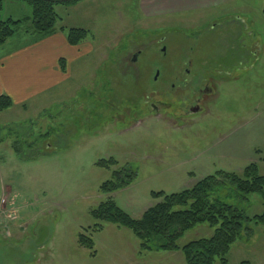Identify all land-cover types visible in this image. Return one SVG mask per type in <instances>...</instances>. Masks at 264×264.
I'll use <instances>...</instances> for the list:
<instances>
[{
	"label": "rangeland",
	"instance_id": "1",
	"mask_svg": "<svg viewBox=\"0 0 264 264\" xmlns=\"http://www.w3.org/2000/svg\"><path fill=\"white\" fill-rule=\"evenodd\" d=\"M245 1L161 16H147L138 0L56 8L65 25L90 34L67 80L0 114V204L8 194L10 211L0 214V264H186L181 250L141 249L127 227L94 230L91 210L109 197L100 186L112 177L99 161L113 157L137 172L112 194L137 219L160 201L154 191L179 192L254 162L264 174V0ZM189 62L216 90L206 114L178 126L150 109L170 100ZM226 200L249 217L264 213L259 193ZM246 226L230 263L264 264V223ZM81 232L94 248L79 243ZM213 234L201 223L179 244Z\"/></svg>",
	"mask_w": 264,
	"mask_h": 264
},
{
	"label": "trees",
	"instance_id": "2",
	"mask_svg": "<svg viewBox=\"0 0 264 264\" xmlns=\"http://www.w3.org/2000/svg\"><path fill=\"white\" fill-rule=\"evenodd\" d=\"M7 1L28 5L31 8L28 21L31 30L40 35H49L57 29L62 20L56 6H74L84 0H0V46L7 43L23 23V20L4 19V5ZM66 30L69 44L77 47L81 46L90 34L87 29L81 27ZM60 66L63 71L67 70L65 58H61ZM13 105L9 95H0V114ZM15 150L20 152L19 146H15ZM118 164L119 161L113 157L99 161L100 166L112 172V177L100 186L101 192L109 197L91 210L95 221L94 230L102 229L103 223L108 222L127 227L140 239L141 249L181 250L186 264H216L217 260L219 264H231L228 254L242 233L245 230L250 231L246 224L250 221L264 223V213L249 217L243 209L226 200L254 193H259L264 200V174L255 162L250 163L241 172L219 170L179 192L167 194L154 191L152 195L160 201L149 207L139 219L126 212L112 197L113 193L129 186L137 178V172L131 167H119ZM201 223L213 227L214 234L180 245L179 240L184 234ZM79 243L94 248L92 236L85 232L80 233Z\"/></svg>",
	"mask_w": 264,
	"mask_h": 264
},
{
	"label": "crops",
	"instance_id": "3",
	"mask_svg": "<svg viewBox=\"0 0 264 264\" xmlns=\"http://www.w3.org/2000/svg\"><path fill=\"white\" fill-rule=\"evenodd\" d=\"M233 1L139 0L141 9L147 16L196 12L224 6ZM240 1L244 5L249 3V1L245 0ZM80 4L81 2L67 7L74 8ZM59 7H66V5L58 4L56 8ZM57 11L59 13L58 9ZM59 15L62 20L58 24L57 29L49 35H40L31 30V25L28 22L31 17V8L28 5L16 1H7L5 3L4 19L23 20L14 36L7 43L0 46V95H9L14 102L13 107L20 104L27 107L28 100L67 80L71 74V63L83 54L84 43L79 47L72 46L67 39L66 29L75 26L67 23L65 25L66 19L61 13ZM62 27L66 29H62ZM19 30L21 34H18ZM14 41L17 42L15 47ZM61 58H65L67 61L66 71H63L60 66ZM26 107L23 109H26ZM11 191L12 189L10 188L9 193ZM7 209L9 213V207Z\"/></svg>",
	"mask_w": 264,
	"mask_h": 264
},
{
	"label": "flooded vegetation",
	"instance_id": "4",
	"mask_svg": "<svg viewBox=\"0 0 264 264\" xmlns=\"http://www.w3.org/2000/svg\"><path fill=\"white\" fill-rule=\"evenodd\" d=\"M140 50L129 54L130 62H136L140 55ZM164 52L165 48H164ZM128 58V56H127ZM191 62L184 67L175 76L176 84L171 85V97L168 101L152 102L151 114L160 115L164 113L168 118L173 119L175 124L192 125L195 123V117L198 114H206L209 111V104L215 94L214 83L206 76H201L193 72L190 68ZM159 78L155 77L157 81ZM160 94L154 90L153 96L158 97ZM172 110L169 115L166 111Z\"/></svg>",
	"mask_w": 264,
	"mask_h": 264
},
{
	"label": "built area",
	"instance_id": "5",
	"mask_svg": "<svg viewBox=\"0 0 264 264\" xmlns=\"http://www.w3.org/2000/svg\"><path fill=\"white\" fill-rule=\"evenodd\" d=\"M2 203H3V204H6V203H7V198H3V199H2Z\"/></svg>",
	"mask_w": 264,
	"mask_h": 264
}]
</instances>
